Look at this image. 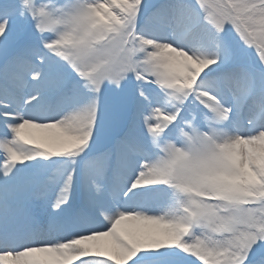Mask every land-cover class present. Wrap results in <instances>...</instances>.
Here are the masks:
<instances>
[{"label":"snow or ice","instance_id":"6c2138e0","mask_svg":"<svg viewBox=\"0 0 264 264\" xmlns=\"http://www.w3.org/2000/svg\"><path fill=\"white\" fill-rule=\"evenodd\" d=\"M0 264H264V0H0Z\"/></svg>","mask_w":264,"mask_h":264}]
</instances>
